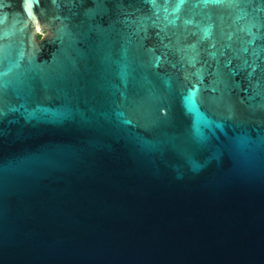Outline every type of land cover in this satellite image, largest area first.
Listing matches in <instances>:
<instances>
[{
	"label": "water",
	"instance_id": "95a60500",
	"mask_svg": "<svg viewBox=\"0 0 264 264\" xmlns=\"http://www.w3.org/2000/svg\"><path fill=\"white\" fill-rule=\"evenodd\" d=\"M0 264H264V0H0Z\"/></svg>",
	"mask_w": 264,
	"mask_h": 264
},
{
	"label": "rangeland",
	"instance_id": "374dc122",
	"mask_svg": "<svg viewBox=\"0 0 264 264\" xmlns=\"http://www.w3.org/2000/svg\"><path fill=\"white\" fill-rule=\"evenodd\" d=\"M44 34V32H40L37 34V37H41Z\"/></svg>",
	"mask_w": 264,
	"mask_h": 264
},
{
	"label": "snow or ice",
	"instance_id": "6c2138e0",
	"mask_svg": "<svg viewBox=\"0 0 264 264\" xmlns=\"http://www.w3.org/2000/svg\"><path fill=\"white\" fill-rule=\"evenodd\" d=\"M29 2H35V0H29Z\"/></svg>",
	"mask_w": 264,
	"mask_h": 264
}]
</instances>
